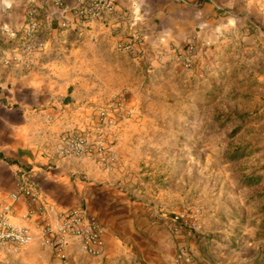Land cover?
<instances>
[{"label": "crops", "instance_id": "1", "mask_svg": "<svg viewBox=\"0 0 264 264\" xmlns=\"http://www.w3.org/2000/svg\"><path fill=\"white\" fill-rule=\"evenodd\" d=\"M77 1L64 0L68 6ZM114 2L115 10L103 20L62 29L60 13L49 0H0V202H12L17 223L33 225L39 219L29 216L26 196L17 201L10 197L25 169L39 194L36 207L45 208L48 218L84 207L104 227L100 257L82 252L76 244L65 247L64 257L54 248L34 244L18 253L0 249V264H211V254L230 253L260 255V262L236 264H264L262 150L236 161L238 167L213 169L210 191L185 182L179 172L165 188L159 184L156 195L137 186L135 162L133 177L113 184L106 181L110 173L104 172L101 162L59 157L56 150L68 130L80 128L97 135L95 110L101 105L97 96L104 93L105 79L120 76L118 46L144 49L172 64L178 60L172 47L179 51L194 40L205 45L203 62L218 63L220 52L243 47L244 52L256 50L251 61L264 63V0ZM33 9L39 18L36 39L45 41L46 47L8 65L4 59L16 53ZM253 71L248 75L256 79L253 88L259 94L264 71ZM200 194V199L206 196L210 201H194ZM152 202L169 213L189 207L202 210V234L174 232ZM155 217L161 222H154ZM234 241L235 248L227 249Z\"/></svg>", "mask_w": 264, "mask_h": 264}, {"label": "rangeland", "instance_id": "2", "mask_svg": "<svg viewBox=\"0 0 264 264\" xmlns=\"http://www.w3.org/2000/svg\"><path fill=\"white\" fill-rule=\"evenodd\" d=\"M179 48L172 47L178 60L171 64L169 59L163 62L149 56L144 49L118 46L120 76L105 79L104 93L97 96L101 105L95 110L107 109L115 120L114 124L104 122V141L121 165L101 162L104 172L110 173L107 182L118 184L137 172V186L156 195L181 172L185 182L198 183L210 191L213 169L235 168L239 159L264 152V86L255 94L257 81L248 75L256 69L264 71V63L251 61L256 50L247 48L244 52L240 47L220 52L215 63L203 62L205 45L194 40ZM91 98L96 100L94 95ZM133 162L139 168L136 172ZM200 198L201 194L194 201H210L206 196ZM151 205L162 209L167 218L178 212L194 214L197 228L190 235L183 231L190 237L202 234V210L189 207L169 213L155 202ZM34 244L46 247L40 242L30 245ZM236 244L234 241L227 249ZM188 257L194 262L191 254ZM246 260L261 261L257 253L211 254V264Z\"/></svg>", "mask_w": 264, "mask_h": 264}, {"label": "built area", "instance_id": "3", "mask_svg": "<svg viewBox=\"0 0 264 264\" xmlns=\"http://www.w3.org/2000/svg\"><path fill=\"white\" fill-rule=\"evenodd\" d=\"M51 5L60 13L58 26L62 29L70 28L72 24L83 26L93 21L103 20L115 10L114 0H78L75 5L68 6L64 0H49ZM29 19L22 30V40L12 57L4 59L6 64L20 60L22 55H30L43 51L46 42L36 39L39 28L37 11L29 12ZM71 16V18L69 17ZM99 124L97 135H91L87 130L74 128L64 133L56 146L59 157L91 158L95 161H110L121 165L112 149L104 141V122L111 124L115 120L107 109L101 108L98 112ZM24 195L30 201L29 216H37L33 225L17 223L14 221V208L12 202H0V249L18 253L22 248L33 243L56 249L63 254L65 247L76 244L78 248L93 257H100L104 252V227L96 218L89 215L84 207H76L56 215L50 219L45 214V208H37L39 194L32 184L31 176L25 169L22 170L21 179L17 188L11 193L12 201H17ZM163 217L167 218L165 214ZM173 231L179 233L183 229L190 235L197 228L194 214L175 213L167 218Z\"/></svg>", "mask_w": 264, "mask_h": 264}]
</instances>
